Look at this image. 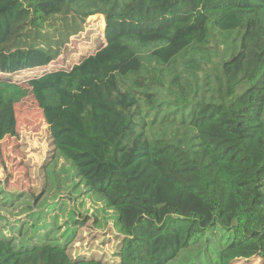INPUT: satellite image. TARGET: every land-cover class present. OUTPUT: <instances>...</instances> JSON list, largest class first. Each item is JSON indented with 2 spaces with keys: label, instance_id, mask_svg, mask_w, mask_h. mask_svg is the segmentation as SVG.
Masks as SVG:
<instances>
[{
  "label": "trees",
  "instance_id": "trees-1",
  "mask_svg": "<svg viewBox=\"0 0 264 264\" xmlns=\"http://www.w3.org/2000/svg\"><path fill=\"white\" fill-rule=\"evenodd\" d=\"M96 15L106 45L28 87L54 156L117 212V264H264V0H0L1 75L49 68ZM26 93L0 77V140ZM70 241L2 235L0 264H114Z\"/></svg>",
  "mask_w": 264,
  "mask_h": 264
},
{
  "label": "rangeland",
  "instance_id": "rangeland-1",
  "mask_svg": "<svg viewBox=\"0 0 264 264\" xmlns=\"http://www.w3.org/2000/svg\"><path fill=\"white\" fill-rule=\"evenodd\" d=\"M105 28L104 16H93L49 68L13 76L0 74L27 91L15 106L18 136L0 140V236L8 235L17 247L24 248L71 239L72 257H93L117 264L122 239L117 212L107 207L102 196L86 189L68 161L58 154L54 156L49 126L28 87L29 80L46 71L70 70L96 53L106 45ZM221 46L226 50V45ZM197 261L194 257L184 263ZM234 264H261V260H239Z\"/></svg>",
  "mask_w": 264,
  "mask_h": 264
},
{
  "label": "built area",
  "instance_id": "built-area-1",
  "mask_svg": "<svg viewBox=\"0 0 264 264\" xmlns=\"http://www.w3.org/2000/svg\"><path fill=\"white\" fill-rule=\"evenodd\" d=\"M80 35H81V34H80ZM80 35H79V36H80ZM62 56H63V55H62ZM60 57H61V56H60ZM57 60H58V59H57ZM53 63H55V62H53ZM0 74H1V73H0Z\"/></svg>",
  "mask_w": 264,
  "mask_h": 264
}]
</instances>
